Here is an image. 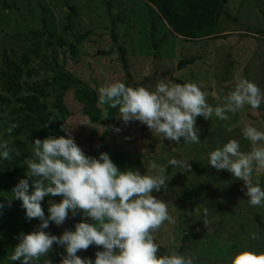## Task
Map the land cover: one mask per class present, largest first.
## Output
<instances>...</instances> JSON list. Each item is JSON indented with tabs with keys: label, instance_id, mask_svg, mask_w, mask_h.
Here are the masks:
<instances>
[{
	"label": "rangeland",
	"instance_id": "374dc122",
	"mask_svg": "<svg viewBox=\"0 0 264 264\" xmlns=\"http://www.w3.org/2000/svg\"><path fill=\"white\" fill-rule=\"evenodd\" d=\"M226 11L238 21L223 15L214 38L187 41L172 33L158 11L142 0H0V71L5 58L22 64V58L27 56L28 64H22L24 71L32 69L34 73L25 74L22 82H58L43 100L56 126L55 130L45 129L47 137L67 138L69 133L63 130L67 123L72 126L70 134L75 142L86 155L94 157L107 133L108 154L121 171L156 175L152 164L166 167L170 177L167 190L162 188L153 195L171 202L169 212L175 223L166 222L157 233L159 254L178 253L184 246L183 254L193 256L194 264H230L231 257L239 251L264 252V207L251 206L244 182L227 170L209 166L208 160L211 151L232 139L239 141L241 151H250L242 129L254 126L264 131V104L257 110L245 106L235 115L229 114L228 120L198 117L200 143L185 144L181 139L177 145L149 129L143 130L139 121L125 125L117 118L118 109L98 103V89L117 81L149 89L162 80L176 84L164 75L168 73L183 83L203 84L202 90L209 94L208 103L213 107L218 101L211 93L227 95L238 79H249L264 90V0H229ZM190 57L196 58L194 64L179 70L180 60ZM60 68L65 69V74L57 73ZM147 79L150 81H144ZM76 92L100 113L108 108L109 118L97 120L96 113L79 101ZM0 94L8 98L6 112L0 113V142L7 140L9 147L20 153H13L11 161L0 160V203L4 204L0 210V264H14L8 257L20 242V234L37 231L41 224L38 219L26 218L22 201L13 200L9 207L5 198L21 179H29V192L34 191L22 154L32 153L34 142L29 136L36 129L32 126L20 130L30 123L25 114L18 112L15 100L2 91L1 81ZM23 95L27 92L23 91ZM12 124L18 127L9 134L7 129ZM172 158L186 160L191 169L181 172L168 164ZM253 182L264 188V170H254ZM61 200V196L44 198L46 217L50 202ZM72 217L69 212L63 225L50 222L44 231L61 236L65 230L75 231L76 223H95L80 213L72 224ZM252 233L258 238L253 240ZM102 250L93 245L77 255L94 262L95 253ZM66 255L65 247L54 244L47 258L52 264H61Z\"/></svg>",
	"mask_w": 264,
	"mask_h": 264
},
{
	"label": "clouds",
	"instance_id": "9594fccd",
	"mask_svg": "<svg viewBox=\"0 0 264 264\" xmlns=\"http://www.w3.org/2000/svg\"><path fill=\"white\" fill-rule=\"evenodd\" d=\"M205 86L196 83L169 84L159 81L154 89L144 86L131 87L117 81L98 89V103L118 109L117 118L125 125L139 121L155 136L175 144L181 139L185 144H199L197 118L228 120L250 106L257 110L264 104V90L249 79H238L227 95H211L218 101L213 107L208 103ZM105 108L100 119H108L110 112ZM87 124V123H86ZM47 126V125H45ZM18 127L12 124L7 132L11 134ZM72 126L65 124L63 130L69 135L35 139L32 155L24 160L26 176L32 178L34 191L29 192V179H21L10 195L5 196L8 206L13 200L22 201L28 220L41 221L39 230L21 233L19 243L8 259L20 264H52L48 254L53 245L66 249L67 255L61 264H194L191 255H160L161 245L157 233L165 223H175L169 212L171 202L153 195L161 189L167 190L166 167L152 164L156 175H142L138 170L121 171L107 152L99 158L85 154L70 134ZM119 132V128L114 129ZM243 137L250 142L251 150L241 151L238 140L232 139L208 155L209 166L227 170L236 179L244 182L245 195L253 207H264V188L253 182L254 170H264V131L254 126L242 129ZM175 150V149H174ZM13 153H20L9 147L7 140L0 142V160L11 161ZM168 164L187 172L191 164L184 159L172 158ZM244 188L241 190L243 191ZM46 196H61L59 203L50 202L49 215L45 216L42 201ZM4 204L0 203V210ZM205 209V214L207 213ZM72 216L82 213L95 223L79 222L75 231L65 230L61 236L44 231L50 222L63 225ZM207 226V221H204ZM251 238L257 239L252 233ZM102 247L95 253V261L81 258L77 253L90 246ZM230 264H264V252L242 250L233 255Z\"/></svg>",
	"mask_w": 264,
	"mask_h": 264
},
{
	"label": "trees",
	"instance_id": "16d2710c",
	"mask_svg": "<svg viewBox=\"0 0 264 264\" xmlns=\"http://www.w3.org/2000/svg\"><path fill=\"white\" fill-rule=\"evenodd\" d=\"M147 5L154 7L164 22L168 25L170 31L178 36L183 37L187 41H197L205 38H211L216 36V27L220 18L224 15L228 20L237 22L238 19L233 17L229 12L226 11V5L229 0H142ZM50 46V43H48ZM122 51L121 59L124 64L125 70L130 77V72L128 70L127 59L124 55V50ZM22 64H28V57L24 56L22 58ZM196 61L195 57H190L187 59L180 60L178 63V69H184L189 65H193ZM21 63L12 60L11 58L4 59V65L0 71V81L2 91L11 96L17 105H19V111L25 114V118L30 124L22 126L20 130L25 128H30L34 126L36 129L30 136L29 140L35 142V139L39 138L41 140L47 138V133L45 129L55 130V122L52 118V114L49 111L48 105L43 100L48 98L49 90L55 87L58 82L56 79L51 81L43 80L41 82H36L29 84L27 82H22L24 75L31 76L34 71L28 69L26 72ZM58 74H65V69L60 68L57 71ZM169 79L174 83H181L180 80L170 76ZM146 82L149 79L144 80ZM23 91L27 92V95L21 96ZM76 92V96L79 101L86 104L87 109L93 110L96 114L97 120H100V112L97 108H94L82 95ZM8 98L0 94V113H4L7 110ZM93 121H96L94 118ZM30 125V126H29ZM47 125V126H45ZM143 130L148 129L146 125H142ZM18 131L15 134H19ZM108 134L105 133L101 139V144L103 147L94 156L99 158L102 152H109V146L107 144ZM32 153L25 151L22 156L25 158H30ZM171 166L168 168L170 172ZM80 213L72 217V224H75ZM179 254L184 253V246L180 248Z\"/></svg>",
	"mask_w": 264,
	"mask_h": 264
}]
</instances>
